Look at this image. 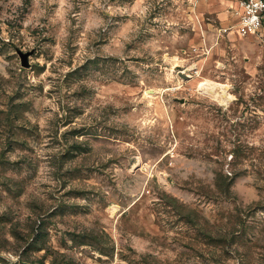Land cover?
Segmentation results:
<instances>
[{
    "label": "rangeland",
    "instance_id": "374dc122",
    "mask_svg": "<svg viewBox=\"0 0 264 264\" xmlns=\"http://www.w3.org/2000/svg\"><path fill=\"white\" fill-rule=\"evenodd\" d=\"M237 4L0 0V264H264V33Z\"/></svg>",
    "mask_w": 264,
    "mask_h": 264
},
{
    "label": "built area",
    "instance_id": "2783aa9c",
    "mask_svg": "<svg viewBox=\"0 0 264 264\" xmlns=\"http://www.w3.org/2000/svg\"><path fill=\"white\" fill-rule=\"evenodd\" d=\"M237 1V33L240 36L264 33V0Z\"/></svg>",
    "mask_w": 264,
    "mask_h": 264
},
{
    "label": "water",
    "instance_id": "95a60500",
    "mask_svg": "<svg viewBox=\"0 0 264 264\" xmlns=\"http://www.w3.org/2000/svg\"><path fill=\"white\" fill-rule=\"evenodd\" d=\"M20 56H21L22 65L24 67H29V65H30V61H29L30 52H22V51H20ZM179 73L184 78H189V76L187 74H184L182 72H179Z\"/></svg>",
    "mask_w": 264,
    "mask_h": 264
},
{
    "label": "bare ground",
    "instance_id": "6f19581e",
    "mask_svg": "<svg viewBox=\"0 0 264 264\" xmlns=\"http://www.w3.org/2000/svg\"><path fill=\"white\" fill-rule=\"evenodd\" d=\"M182 73H183V71H182ZM184 74H185V72H184ZM188 76H189V75H188ZM222 87H224V89H225V86H222ZM224 89H223V91H222L224 94H223V93H221V94H222V96L225 97L226 95H225V90H224ZM225 98H226V97H225Z\"/></svg>",
    "mask_w": 264,
    "mask_h": 264
}]
</instances>
